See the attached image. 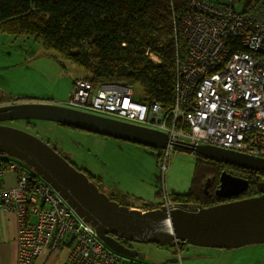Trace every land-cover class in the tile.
Listing matches in <instances>:
<instances>
[{
    "label": "built area",
    "instance_id": "obj_1",
    "mask_svg": "<svg viewBox=\"0 0 264 264\" xmlns=\"http://www.w3.org/2000/svg\"><path fill=\"white\" fill-rule=\"evenodd\" d=\"M180 28L187 53L176 58L168 111L157 102L134 100L131 87H93L83 78L74 82L65 106L164 133L165 146L156 148L162 172L172 153L199 145L264 159V2L237 12L230 3L190 0ZM149 59L160 62L153 54ZM5 171L17 174L13 188L0 186V206L17 221L16 264H33L44 251L65 244L71 251L64 264H144L106 248L94 227L22 163L8 162L0 178ZM162 193L160 206L176 210L179 204Z\"/></svg>",
    "mask_w": 264,
    "mask_h": 264
},
{
    "label": "water",
    "instance_id": "obj_2",
    "mask_svg": "<svg viewBox=\"0 0 264 264\" xmlns=\"http://www.w3.org/2000/svg\"><path fill=\"white\" fill-rule=\"evenodd\" d=\"M18 119H40L63 126L163 148L167 136L149 128L123 123L96 114L47 103H18L0 106V154L22 163L49 184L95 228L98 239L112 252L144 260L138 251L118 240L173 246L174 241L198 247L234 249L264 243V182L254 197L235 199L248 189V181L225 171L219 175L214 195L227 202L203 208L181 204L167 211L163 206L145 211L121 206L100 190L82 171L72 166L48 144L26 132L1 123ZM191 150L211 161L264 174V159L211 145ZM208 182L204 186L207 193ZM187 207L191 209L187 210ZM183 260V259H182ZM177 258L159 264H174Z\"/></svg>",
    "mask_w": 264,
    "mask_h": 264
},
{
    "label": "trees",
    "instance_id": "obj_3",
    "mask_svg": "<svg viewBox=\"0 0 264 264\" xmlns=\"http://www.w3.org/2000/svg\"><path fill=\"white\" fill-rule=\"evenodd\" d=\"M189 1L0 0V34L33 39L60 59L79 67L84 73L82 78L93 87L111 83L132 89L138 86L144 91V101L157 102L168 109L174 100L176 58L184 59L187 53L180 22ZM235 1L231 0L230 5ZM263 2L249 0L243 11ZM150 54L160 62L149 59ZM11 160L7 156L0 159V171ZM223 171L251 184L235 199L259 195L254 183L257 172L196 155L189 190L172 194V199L203 208L227 202L217 200L213 190L204 192L208 179L212 189L217 188ZM84 173L89 180L95 179ZM142 208L147 211L157 207L145 204Z\"/></svg>",
    "mask_w": 264,
    "mask_h": 264
},
{
    "label": "rangeland",
    "instance_id": "obj_4",
    "mask_svg": "<svg viewBox=\"0 0 264 264\" xmlns=\"http://www.w3.org/2000/svg\"><path fill=\"white\" fill-rule=\"evenodd\" d=\"M210 1L227 5L231 0ZM248 1L237 0L232 6L235 11L241 12ZM83 74L79 67L60 59L31 38L0 34V106L47 103L65 107L74 80L82 78ZM133 90L134 100L143 97L141 87ZM161 106L164 111L171 108ZM1 124L26 132L48 144L77 169L98 180L100 190L106 191L121 206L159 205L164 199L162 190H166L170 197L189 190L196 155L188 151L172 153L166 162V170L162 172L157 151L146 145L72 129L47 120L18 119ZM2 158L6 156L0 154ZM28 171L37 176L32 170ZM125 243L145 256L144 260H132L144 264H159L170 258H177L174 264H264V243L234 249L198 247L178 241H174L173 246Z\"/></svg>",
    "mask_w": 264,
    "mask_h": 264
},
{
    "label": "crops",
    "instance_id": "obj_5",
    "mask_svg": "<svg viewBox=\"0 0 264 264\" xmlns=\"http://www.w3.org/2000/svg\"><path fill=\"white\" fill-rule=\"evenodd\" d=\"M16 183L17 176L13 172L5 171L0 178V186L6 188H13ZM104 192L106 193V191ZM129 208L144 211L142 206H130ZM17 229L15 215L12 212L4 210L0 206V264H16L18 248ZM70 251L71 247L67 244L59 248L56 252L44 251L41 255L35 258L34 264H64Z\"/></svg>",
    "mask_w": 264,
    "mask_h": 264
},
{
    "label": "flooded vegetation",
    "instance_id": "obj_6",
    "mask_svg": "<svg viewBox=\"0 0 264 264\" xmlns=\"http://www.w3.org/2000/svg\"><path fill=\"white\" fill-rule=\"evenodd\" d=\"M158 154V153H157ZM68 161V160H67ZM69 162V161H68ZM72 166H74L71 162H69ZM75 167V166H74ZM76 168V167H75ZM77 169V168H76ZM79 170V169H78ZM82 172H83V170H82ZM85 172V171H84ZM83 172V173H84ZM226 172V171H225ZM252 172H254V171H252ZM87 173V172H86ZM85 174V173H84ZM242 174H244V173H242ZM254 183H255V185H256V190L258 191V183H260V182H264V174H262V173H258L257 172V175H256V177L254 178ZM253 181V180H252ZM92 182H93V180H92ZM208 182V188H207V191L208 190H211V192L209 191V193H212V190H213V192L216 190V189H212V184L209 182V179L205 182V184ZM252 183V182H251ZM251 184H248V187L250 186ZM218 187V186H217ZM108 195V194H107ZM109 196V195H108ZM110 197V196H109ZM172 198V197H171ZM173 200V199H172ZM217 200H228V199H224V198H218ZM174 201V200H173ZM175 202V201H174ZM175 203H177V202H175ZM177 204H179V203H177ZM181 204H185V203H181ZM160 205H162V202L159 204V205H154L155 207H159ZM122 244H124L126 247H129V248H132L131 247V245H129V243H123V242H121Z\"/></svg>",
    "mask_w": 264,
    "mask_h": 264
}]
</instances>
